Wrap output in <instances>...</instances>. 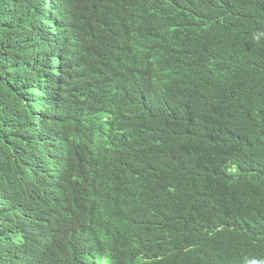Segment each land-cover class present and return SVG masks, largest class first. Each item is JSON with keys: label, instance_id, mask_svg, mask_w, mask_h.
Masks as SVG:
<instances>
[{"label": "trees", "instance_id": "trees-1", "mask_svg": "<svg viewBox=\"0 0 264 264\" xmlns=\"http://www.w3.org/2000/svg\"><path fill=\"white\" fill-rule=\"evenodd\" d=\"M76 1V19L87 51L82 52L77 69L69 65L61 47L58 132L42 134V125L33 120L36 108L26 110L19 98L24 90L31 100L46 99L50 88L43 81L35 85L43 59L48 66L51 55L36 37L30 41V32L11 40L10 19L3 20L0 196L14 199V194H20L21 176L42 179L38 144L58 133L65 139L78 136L79 123L69 122L72 116L80 117L77 108L82 107V117L92 120L98 119L103 107L111 108L110 114L124 113L138 119L139 125L124 129L123 146L117 152L106 150L105 135L95 129L90 135L98 148L72 141L67 171L48 180L50 186L61 187L63 212L38 214L34 220L25 214L20 217L18 210L15 216L13 210L7 213L12 223L0 230V264H74L72 248L81 243L106 256L98 264H188L195 257L204 259V264H239L249 257H254L246 259L249 263L264 259V0H101L121 21L111 30L103 26L102 18L89 17L86 0H55L54 11L61 13ZM10 2L0 0V13ZM33 19V13L24 9V23L29 25ZM243 47L253 55L244 67L222 68L213 77L195 75L217 65L224 51ZM38 49L44 50L42 60L36 55ZM166 51L173 52L174 59L160 71ZM117 53L126 54L119 60L135 67V72L112 61ZM181 77L188 79L184 87L169 84ZM206 87L223 90L218 93ZM222 103L228 114L226 124L234 125L233 117L239 116L236 129L215 132L217 138L206 150L208 159L205 156L198 164L204 170L191 186L176 171L195 175L189 165L177 160V154L192 146L186 138L190 134L186 117H194L190 130L198 136L196 123ZM49 104L48 112L56 117L53 103ZM249 105L256 108L242 116ZM113 120L125 126L118 115ZM208 120L217 126V119ZM173 134L183 138L172 142L169 135ZM249 160L254 161L252 175L241 166L227 172L230 164ZM224 176L239 182L225 189ZM225 191L232 199L224 197ZM33 200L51 206L39 197ZM246 200L243 213L256 228L241 235L222 229L208 237L214 225ZM1 225L0 219V229ZM33 231L35 239L30 237Z\"/></svg>", "mask_w": 264, "mask_h": 264}, {"label": "clouds", "instance_id": "clouds-1", "mask_svg": "<svg viewBox=\"0 0 264 264\" xmlns=\"http://www.w3.org/2000/svg\"><path fill=\"white\" fill-rule=\"evenodd\" d=\"M54 1L55 0H11L10 6L5 11L0 13V17L2 18H0V33H2L4 30L5 23L3 20L9 18L11 40H17L25 33L30 32V41L36 37L35 41L39 44L40 40L41 45H43L48 51V56L51 55L49 57L48 66H46L47 62L42 57L44 50L38 49V52L36 53L39 59H43L44 63H42L41 68L38 69V82L35 86L37 87L39 81L46 83L47 87L50 88V93L46 96V99H41L38 96V100H31L30 93H23L24 90H21L22 94L19 96L20 104L26 110H31V107L32 109L36 108V114H33V120L35 123L42 125V134L46 131L58 132L62 126V93L61 90L57 89L56 87L60 86V76L63 75L64 69L62 48L69 65L77 69L83 60L82 52L87 51L84 47V36L78 28V22L76 19L77 14H79L77 9V1L75 2L74 6L63 10L61 13H58L56 10L54 11ZM84 7L86 8V12L90 18H102L104 20L103 26L108 27L110 30L112 25L121 22L115 15H113L101 5V0H86ZM24 9H27L33 13L34 19L29 25H26L23 21ZM135 10L136 9H133L130 15H132ZM29 27L33 28V31H38V33L33 32L29 29ZM102 37L106 36L103 35ZM106 38L110 39V37ZM20 43L22 45L27 44L23 40H21ZM52 51H56L59 56H56L57 58L53 56ZM122 57H126V54L117 53L112 57V61L117 62L118 60L120 62L119 58ZM252 57V51L247 47L224 51L221 58L217 61V65H212L209 70H198L195 72V75L202 76L206 75L207 73L209 77H213L214 75H217L222 68H242L247 65ZM173 59L174 53L171 51H166L160 64V71L165 66V64L171 62ZM31 65L34 68L37 66L36 63H31ZM120 65L124 70H128L132 73L136 70V68L131 66L128 62H120ZM56 73H58L59 76H55ZM90 75H92V73H89L86 76ZM187 82V77H181L177 80L171 81L169 84L172 87L182 88L187 84ZM60 88L62 89V87ZM207 88L213 89L218 93H221L223 90V88L216 89L212 87H206L205 89ZM36 103H38V105ZM49 103H53L52 113H55L56 117L48 112L51 107ZM255 108V105H249L247 107L246 113L242 114V116L249 115L252 113V109ZM77 109L80 112V117L74 120L72 116L69 122L79 123L75 128L79 137L76 136L65 139L58 133L52 140L47 139L45 142L38 144V146H42V150L38 156V159H42L40 166L43 174L42 179H29L27 177L21 176L20 181H18L20 194H14V196H16L14 199H12L10 196L8 197L6 194H2L3 196H0V219L2 221L0 230H3L6 228V226L11 225L12 221L7 218V213H9L11 210L14 211V213H12L14 216L18 210L20 217L24 216L23 214H25L28 215L32 220H34L38 214L51 213L53 215L59 216L63 212L61 206V187L59 186L58 188H55L54 186H50L48 180L57 174H63V172L67 171L70 161V149L72 141L77 142L84 147L92 146L94 149L98 148V143L90 135V131L95 129L100 134L105 135L106 150L117 152L120 151L123 146L124 129L128 126L139 125L137 124L138 119H129L124 115V113L117 114L113 110L110 114L108 111L111 110V108H108L107 111L106 107H103L98 112V119L94 118L93 120L89 119L87 116L82 117V107ZM115 115H118L123 119L125 126H121L118 120H113ZM226 115L228 114L223 109V103L213 106L208 111L207 117L204 120L198 121L196 123V127L199 131L198 136L194 135L190 130V124L194 121V117L192 114L186 117V120L189 121V124L186 126V130L190 132L186 138L189 139L192 146H188L184 154H177V160L181 163L189 165L195 175H191L179 170L176 171L180 177H182L186 182L190 183L191 186L197 174L202 173L204 170V167H199L198 164L199 162L203 163L202 160L205 156L206 160L208 159L209 156L206 155V150L210 145H212L213 139L217 138L215 132L218 130L233 132L234 129H236L239 116L233 117L235 119L234 125H229L224 122ZM208 117L217 119V126L211 125ZM169 136L170 141L172 142H180L183 138L181 135L177 134ZM238 166H241L245 173L252 175L254 161L249 160L243 164H230V168H227V172H235L239 168ZM222 178L226 184L225 189L230 186H235L239 182L236 180L226 179L225 176ZM127 190L129 191L128 188ZM33 197L44 199L50 202L51 206L42 207L38 204V202H34ZM127 197L125 201H127ZM224 197L226 199H232L227 191H225ZM10 201L13 202L12 205H8ZM246 203L247 200L234 206L226 214L222 222L217 223L207 232L208 237L214 236L222 229H227L234 235H241L249 228H256L254 226V222L247 218L243 213ZM30 237L35 239L34 231ZM72 257L74 264H98L100 261H102V257L106 256L90 244L81 243L75 245L72 248ZM251 258L254 257L245 258L239 264H264V259L262 258H259L253 263L246 261V259ZM222 259L226 261H233L229 258ZM188 264H204V259L195 257Z\"/></svg>", "mask_w": 264, "mask_h": 264}, {"label": "bare ground", "instance_id": "bare-ground-1", "mask_svg": "<svg viewBox=\"0 0 264 264\" xmlns=\"http://www.w3.org/2000/svg\"><path fill=\"white\" fill-rule=\"evenodd\" d=\"M56 56L58 57V54H56L55 57H56ZM57 57H56V58H57Z\"/></svg>", "mask_w": 264, "mask_h": 264}]
</instances>
